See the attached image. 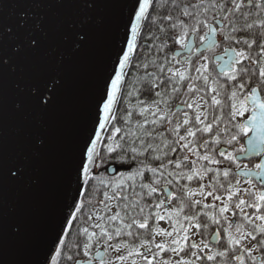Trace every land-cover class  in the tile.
Returning <instances> with one entry per match:
<instances>
[{"label": "snow or ice", "instance_id": "6c2138e0", "mask_svg": "<svg viewBox=\"0 0 264 264\" xmlns=\"http://www.w3.org/2000/svg\"><path fill=\"white\" fill-rule=\"evenodd\" d=\"M120 2L30 0L8 24L18 5L0 0V264L10 242L32 243L8 191L48 147L66 56ZM125 7L43 258L12 264H264V0ZM44 49L51 64L15 84L23 136L10 151L5 76Z\"/></svg>", "mask_w": 264, "mask_h": 264}, {"label": "water", "instance_id": "95a60500", "mask_svg": "<svg viewBox=\"0 0 264 264\" xmlns=\"http://www.w3.org/2000/svg\"><path fill=\"white\" fill-rule=\"evenodd\" d=\"M11 2L18 7H10L5 13L3 22L8 24L14 20L12 13L27 6L30 0ZM126 2L121 0L116 6L101 9L99 15L105 23L95 29L90 43L80 53L66 56L61 70L65 86L43 117L48 129V147L34 159L32 169L21 183L10 186L8 191V203L16 206L17 217L28 225L32 243L20 248L10 242L3 256L6 264L17 260L39 261L43 258L52 234L54 216L74 177L79 145L91 127L94 99L103 87V77L113 55V45L118 40L121 24L126 18ZM51 22L55 25V18H51ZM8 43L11 47L13 42ZM57 43L59 32L53 28L49 44L54 46ZM46 61L51 64V57L47 55V49H44L22 61L23 70L18 69L5 76L8 109L6 130L10 151L17 147L23 136L22 122L12 112V106L18 99L15 84L21 79L26 80L43 67L42 62ZM252 159L256 157L242 158V161ZM109 174L115 175L111 172ZM34 178H39V183H32Z\"/></svg>", "mask_w": 264, "mask_h": 264}, {"label": "trees", "instance_id": "16d2710c", "mask_svg": "<svg viewBox=\"0 0 264 264\" xmlns=\"http://www.w3.org/2000/svg\"><path fill=\"white\" fill-rule=\"evenodd\" d=\"M144 31L146 32L147 28H145ZM134 72H135V68L133 67L132 72H129V74H128L129 77H132ZM121 107H123V102H121ZM250 166H252V165H250ZM117 167H119V166L117 165ZM121 170H123V169H121ZM105 175L111 176L109 173H106ZM115 175H118V173H115Z\"/></svg>", "mask_w": 264, "mask_h": 264}, {"label": "flooded vegetation", "instance_id": "af4514ba", "mask_svg": "<svg viewBox=\"0 0 264 264\" xmlns=\"http://www.w3.org/2000/svg\"><path fill=\"white\" fill-rule=\"evenodd\" d=\"M246 115H247V114H246ZM245 118H246V117H245ZM244 142H245V141L242 139V140H241V143H244ZM256 159H257V158H256ZM256 159H252V161H256ZM243 162H244V163H247L248 161H243ZM250 165H251V164H250ZM250 165H249V166H250ZM250 167H251V166H250ZM161 226H163V227H167V224H165V223L162 222Z\"/></svg>", "mask_w": 264, "mask_h": 264}]
</instances>
